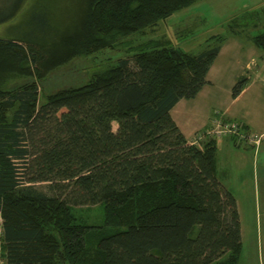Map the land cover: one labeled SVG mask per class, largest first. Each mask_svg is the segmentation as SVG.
Returning a JSON list of instances; mask_svg holds the SVG:
<instances>
[{
    "label": "trees",
    "instance_id": "trees-1",
    "mask_svg": "<svg viewBox=\"0 0 264 264\" xmlns=\"http://www.w3.org/2000/svg\"><path fill=\"white\" fill-rule=\"evenodd\" d=\"M25 1L0 0V24ZM80 1L68 29L40 11L0 38L4 264H238L239 214L216 175L217 140L191 144L170 115L207 84L225 37L210 36L196 54L161 38L128 48V38L201 0ZM252 39L264 49V32ZM121 47L123 57L84 81L80 69L57 77L75 59ZM246 83L240 77L231 96ZM94 205L100 227L73 213ZM104 228L114 232L96 231Z\"/></svg>",
    "mask_w": 264,
    "mask_h": 264
},
{
    "label": "rangeland",
    "instance_id": "rangeland-1",
    "mask_svg": "<svg viewBox=\"0 0 264 264\" xmlns=\"http://www.w3.org/2000/svg\"><path fill=\"white\" fill-rule=\"evenodd\" d=\"M80 5V0H26L13 19L0 24V38H9L12 33L26 26L40 11L47 17L50 13V21L59 31L68 29L78 20ZM3 11L5 9L0 10V15ZM262 24L264 0H201L160 21L153 33L148 31L144 36L128 38L127 44L128 48H131L148 39L164 37L163 39L169 40L173 45L196 54L207 47L205 39L211 34L224 36L228 40H237V33L236 36L230 37L235 35L237 28L241 30L239 36L247 38L249 35L255 36L262 32ZM122 49L123 47L107 49L86 59H75L58 70L57 77L61 80L69 79L72 71L80 69L82 71L78 72L81 73L79 82L84 81L88 73L98 69L107 59L114 61L123 57L126 50ZM112 128L116 130V123H112ZM36 188L47 193L46 185H37ZM243 208L245 211L241 213L242 251L238 264H264V206L259 199L257 203L254 200ZM73 213L87 225L94 227L103 225V207L100 205L81 206L75 208ZM100 230H103L104 234L114 232L113 229H96ZM1 263L5 262L0 257Z\"/></svg>",
    "mask_w": 264,
    "mask_h": 264
},
{
    "label": "crops",
    "instance_id": "crops-1",
    "mask_svg": "<svg viewBox=\"0 0 264 264\" xmlns=\"http://www.w3.org/2000/svg\"><path fill=\"white\" fill-rule=\"evenodd\" d=\"M262 27L260 33L264 32V24ZM239 29L230 36L237 33V40L225 38L206 74L207 84L195 98L179 100L170 115L187 140L204 131L214 115L239 122L248 132L262 135L258 147L238 142L232 136L217 144L216 175L235 198L241 231L243 206L259 199L264 206V49L255 46L253 35L240 37ZM240 77H246L247 83L233 98L231 89Z\"/></svg>",
    "mask_w": 264,
    "mask_h": 264
},
{
    "label": "built area",
    "instance_id": "built-area-1",
    "mask_svg": "<svg viewBox=\"0 0 264 264\" xmlns=\"http://www.w3.org/2000/svg\"><path fill=\"white\" fill-rule=\"evenodd\" d=\"M209 136L217 140V143L226 136H234L238 142L246 143L253 147H258L261 142L262 135L248 132L241 123L236 121H223L215 115L210 121V125L205 131L196 134L190 140V143L199 146L203 137ZM2 264V263H1Z\"/></svg>",
    "mask_w": 264,
    "mask_h": 264
}]
</instances>
